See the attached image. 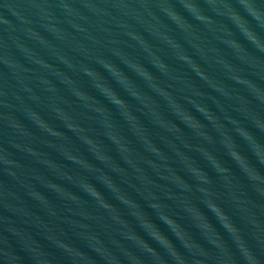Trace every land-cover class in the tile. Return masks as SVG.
Wrapping results in <instances>:
<instances>
[{"label":"water","instance_id":"obj_1","mask_svg":"<svg viewBox=\"0 0 264 264\" xmlns=\"http://www.w3.org/2000/svg\"><path fill=\"white\" fill-rule=\"evenodd\" d=\"M0 264H264V0H0Z\"/></svg>","mask_w":264,"mask_h":264}]
</instances>
